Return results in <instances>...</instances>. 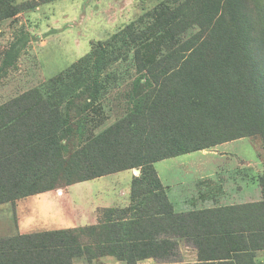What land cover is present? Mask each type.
Masks as SVG:
<instances>
[{
    "label": "trees",
    "instance_id": "1",
    "mask_svg": "<svg viewBox=\"0 0 264 264\" xmlns=\"http://www.w3.org/2000/svg\"><path fill=\"white\" fill-rule=\"evenodd\" d=\"M93 54L92 74L72 64L49 79L45 91L33 87L0 104V203L138 169L131 203L102 208L93 224L0 238L3 264L77 258L90 264L105 255L137 264L167 258L176 244L171 238L180 237L221 250L196 263L168 264H256L255 252L264 248V176L259 201L175 212L153 163L248 135L264 143V0L160 5L97 44ZM127 60L136 73L129 108L71 150L63 142L70 113L91 105L110 81L103 72ZM218 224L219 231L213 229ZM18 239L25 244L2 246Z\"/></svg>",
    "mask_w": 264,
    "mask_h": 264
},
{
    "label": "rangeland",
    "instance_id": "2",
    "mask_svg": "<svg viewBox=\"0 0 264 264\" xmlns=\"http://www.w3.org/2000/svg\"><path fill=\"white\" fill-rule=\"evenodd\" d=\"M33 1L0 0V104L33 87L45 91L47 81L72 64L92 74L93 49L97 44L114 39L116 33L141 14L160 5L172 8L181 0H52L29 6ZM14 47L18 50L10 56L8 52L14 51ZM104 74H109L107 89H102L79 115L73 111L68 117L70 128L63 142L71 150L113 123L130 106L129 88L136 76L130 60L114 63ZM121 77H127L126 82ZM80 103L81 106L84 101ZM221 153L229 154L226 160L230 168L236 158L244 161L243 179L253 182L249 185L251 190L255 184L258 186L256 198L261 200L259 179L264 176V143L258 134L162 159L154 163V168L161 177L174 170L187 181L189 192L193 190L189 182L195 176L194 170L216 166ZM129 177L130 171L122 170L0 203V235L13 234L20 219L25 224L31 222L28 227L36 231L96 223L99 211L115 200L114 194L128 190ZM36 204L44 210L37 209ZM23 216L26 218L22 219ZM101 260L104 262L93 259L90 264H125L113 256ZM74 264L88 263L80 259Z\"/></svg>",
    "mask_w": 264,
    "mask_h": 264
},
{
    "label": "crops",
    "instance_id": "3",
    "mask_svg": "<svg viewBox=\"0 0 264 264\" xmlns=\"http://www.w3.org/2000/svg\"><path fill=\"white\" fill-rule=\"evenodd\" d=\"M203 151L205 152V150ZM219 156L220 159H217L219 161H216L215 163L216 166H211V165L203 166L194 170L195 176H193V179H191V181L189 182V184L191 183L193 184L192 185L193 190L189 191L191 193H189L187 190L188 189L186 186L187 181L184 180V178H179L174 170L171 172H167V174H165L164 177H161L158 170L154 168L160 182L162 183V186L164 187L167 198L171 203L173 210L175 212H188V211H196V210H204V209H215L218 207L235 206L249 202L259 201V199L256 198V196H258V190H257L258 186L255 184L256 187H253L251 190L249 185L250 183L253 182L250 180V178L243 179V174H241L242 171L241 167H243L242 162L244 161H241L242 159L240 158H236V162L233 163L232 167L230 168V166L227 165L229 160H226L229 158V154L221 153ZM224 158L225 160H221ZM217 166H221V167H217ZM127 170L130 171L128 190L124 189L121 190L119 193H115V194L113 193L115 200L112 201L110 205L105 207L113 206L117 208H123L131 203L130 201L131 180L132 177L134 175H137L138 173L135 171V169H127ZM234 172H237V174L234 175ZM236 175L238 176L241 175L242 177L239 176L236 179L234 177ZM245 186L248 188H245ZM27 196H31V195H27ZM36 208L40 209L41 211L44 210L43 206L38 207L37 204H36ZM21 218L23 219L26 217L23 216ZM231 219L229 220L231 221V223H235V222L238 223L237 221H241V220L243 221L244 218L241 217L240 219L239 218H233V220ZM223 221H228V220L224 219ZM30 223L25 224V221H22L20 219L19 223L17 224L16 230L13 234L0 235V238L3 239L16 238L18 237V235L76 227V226H69L67 224V225H60V227H51L36 231L28 227ZM225 223L222 225V227H224ZM20 225H21V229H19ZM22 225L25 227H23ZM220 227H221L220 224L214 225L213 229L216 228L217 230L218 229L220 230ZM202 229H205V227L202 226L201 230ZM161 236L165 237L164 234H162ZM171 239L172 240L174 239L176 241V244L171 250H169L170 253L167 256V258L147 257L138 261L137 264H168L169 262L196 263L200 261L199 258H207V256L212 255V253L213 254L218 253L221 250L219 247L210 244L201 243L200 246L198 247L193 242L187 241L181 237L177 239L176 238H171ZM19 241L20 239L12 240V241L10 240L7 243H3L2 246L10 247V246H19L22 243L25 244L24 241H20V242ZM110 256L111 255H105L98 258H100V262H102L103 260H101V258L105 259V257H110ZM80 259L84 260L85 263H88L84 258H77L72 260V264H74L75 261ZM203 260H208V259H203ZM3 261L5 260L0 258V264H3ZM150 261H152V263ZM253 261L256 264H264V248L256 250L255 256L253 257ZM124 263L126 264V262Z\"/></svg>",
    "mask_w": 264,
    "mask_h": 264
},
{
    "label": "built area",
    "instance_id": "4",
    "mask_svg": "<svg viewBox=\"0 0 264 264\" xmlns=\"http://www.w3.org/2000/svg\"><path fill=\"white\" fill-rule=\"evenodd\" d=\"M135 171L138 173L139 172V170L138 169H135ZM137 173H135V174H137Z\"/></svg>",
    "mask_w": 264,
    "mask_h": 264
}]
</instances>
